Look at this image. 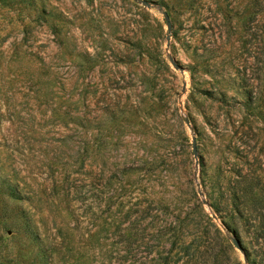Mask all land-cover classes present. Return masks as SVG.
<instances>
[{
  "label": "rangeland",
  "instance_id": "1",
  "mask_svg": "<svg viewBox=\"0 0 264 264\" xmlns=\"http://www.w3.org/2000/svg\"><path fill=\"white\" fill-rule=\"evenodd\" d=\"M0 264H264V0H0Z\"/></svg>",
  "mask_w": 264,
  "mask_h": 264
},
{
  "label": "trees",
  "instance_id": "2",
  "mask_svg": "<svg viewBox=\"0 0 264 264\" xmlns=\"http://www.w3.org/2000/svg\"><path fill=\"white\" fill-rule=\"evenodd\" d=\"M9 188H10V192H13V188L11 186H9Z\"/></svg>",
  "mask_w": 264,
  "mask_h": 264
},
{
  "label": "water",
  "instance_id": "3",
  "mask_svg": "<svg viewBox=\"0 0 264 264\" xmlns=\"http://www.w3.org/2000/svg\"><path fill=\"white\" fill-rule=\"evenodd\" d=\"M167 21H168V24H169V20H168V17H167Z\"/></svg>",
  "mask_w": 264,
  "mask_h": 264
}]
</instances>
